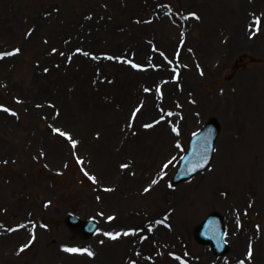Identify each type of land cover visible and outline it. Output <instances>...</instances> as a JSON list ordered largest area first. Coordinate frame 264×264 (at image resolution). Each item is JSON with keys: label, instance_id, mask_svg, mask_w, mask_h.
Listing matches in <instances>:
<instances>
[{"label": "rangeland", "instance_id": "374dc122", "mask_svg": "<svg viewBox=\"0 0 264 264\" xmlns=\"http://www.w3.org/2000/svg\"><path fill=\"white\" fill-rule=\"evenodd\" d=\"M227 2L0 0V264H264V0H244L239 21ZM214 39L225 51L207 63L198 46ZM152 46L187 56L147 83L127 63ZM211 117L212 164L174 184ZM213 210L222 256L194 237ZM69 212L99 230L84 237Z\"/></svg>", "mask_w": 264, "mask_h": 264}, {"label": "bare ground", "instance_id": "6f19581e", "mask_svg": "<svg viewBox=\"0 0 264 264\" xmlns=\"http://www.w3.org/2000/svg\"><path fill=\"white\" fill-rule=\"evenodd\" d=\"M116 3H118V2H116ZM261 3V2H260ZM226 7H228V6H231L233 9H234V14L236 15V19H235V21H239V19H238V16L241 18L242 16H243V14H244V5H245V3H244V0H236V2H234V1H230V0H228V2L227 3H225L224 4ZM221 8H222V17H225V18H230V16L228 15V14H226V13H224V8H223V6H221ZM209 13H211L212 15H216L215 13H213V12H211V11H208ZM224 13V14H223ZM232 13V14H233ZM158 23L160 24V22L158 21ZM239 26L238 25H235L234 24V31H235V35H242L243 34V28L242 27H240V28H238ZM244 37V36H243ZM160 41L165 45V46H167V47H169L170 46V41L165 37H163L162 39H160ZM214 42L212 43V44H205V43H202V44H199V46H198V50L200 51V53H201V55L203 56V58H205L206 59V62L208 63V60H209V56L210 55H212L213 53H214V55H217V56H220L221 55V52L222 51H225V50H223V48L222 49H220V45H217L216 43H215V39L213 40ZM237 43H238V41H237ZM239 44V43H238ZM234 44H232V46H233ZM142 50H144V48H143V45H141V47H140ZM231 50H233V48L231 47L230 48ZM138 50H140L139 48H138ZM226 54V52L222 55V57L224 56ZM187 55H185L184 57H186ZM221 57V58H222ZM188 59V58H187ZM134 73H136V72H133V74ZM166 73V69H165V67H163V69L161 70V73L160 74H165ZM138 74H140V73H136V75H138ZM144 74V73H143ZM156 74H154V76H155ZM153 74H150V75H148V74H144V77L143 78H145V81H149V80H151L153 77ZM124 77H126V75L124 76ZM133 77H135V76H133V75H131L127 80H129V82H134L135 81V78H133ZM163 79V78H162ZM178 85V84H177ZM171 88V87H170ZM183 88H184V86H183ZM171 94H172V92H171ZM175 94V93H174ZM175 95H177V94H175ZM177 97H178V95H177ZM191 112V111H190ZM189 112V113H190ZM1 114V113H0ZM189 117H191V118H193V117H195L194 116V114H193V117L191 116V114L189 115ZM188 120H190V119H188ZM162 134H164V130H161V134H159V136H161ZM55 146H57V145H55ZM53 149H54V147H52L51 149H49V155H50V157H54V153H53ZM105 154L106 153H104V155H103V157L105 156ZM110 162H112V161H110ZM124 203V199L123 200H120L119 201V204H123ZM14 235H16V233L14 234ZM195 235H196V227H195V229H194V237H195ZM106 255H109V261L110 260H114L115 258H116V255L115 254H113L112 252H107L106 253Z\"/></svg>", "mask_w": 264, "mask_h": 264}, {"label": "water", "instance_id": "95a60500", "mask_svg": "<svg viewBox=\"0 0 264 264\" xmlns=\"http://www.w3.org/2000/svg\"><path fill=\"white\" fill-rule=\"evenodd\" d=\"M212 124H214V123H216L215 121H213V122H211ZM191 154V153H190ZM190 154L185 158V160H184V162H183V164H182V166H181V169L179 170V173H178V176H177V178H182V177H184L185 175H187L186 174V165L188 166L189 164H191V161L190 160H188L189 159V156H190ZM203 162L204 163H206L207 162V160H203ZM219 214L216 212L215 214L213 213V214H211V216L208 218V220H207V222L205 223V227H206V231L207 232H210L211 234H215L216 235V240L217 241H220L221 239L219 238V237H221L222 238V229L221 228H217L216 227V221H217V216H218ZM219 217V216H218ZM70 219H71V221H73L74 223L75 222H78V225L79 226H83V222L82 221H80L79 219H76V217H74V216H71L70 217ZM85 226H87L86 227V231L87 230H93V228L95 227V224H94V222L93 221H90V222H88V223H86L85 224ZM84 226V227H85ZM214 226V230L212 229V227ZM221 235V236H220Z\"/></svg>", "mask_w": 264, "mask_h": 264}, {"label": "snow or ice", "instance_id": "6c2138e0", "mask_svg": "<svg viewBox=\"0 0 264 264\" xmlns=\"http://www.w3.org/2000/svg\"><path fill=\"white\" fill-rule=\"evenodd\" d=\"M57 131H59V130H57ZM109 219H112V217H109ZM117 235H118V234H117ZM112 238H116V237L113 236ZM67 250H68V251H72V252L81 251V250H79V249H67ZM84 251H87V250H84ZM88 254L91 255L92 253L89 252ZM249 255H251V251L249 252Z\"/></svg>", "mask_w": 264, "mask_h": 264}]
</instances>
